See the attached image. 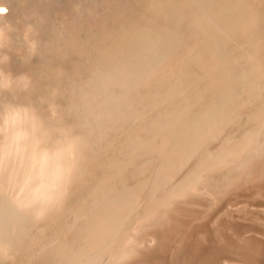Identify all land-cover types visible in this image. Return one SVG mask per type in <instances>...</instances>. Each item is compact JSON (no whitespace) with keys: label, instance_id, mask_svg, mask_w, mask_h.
<instances>
[{"label":"bare ground","instance_id":"obj_1","mask_svg":"<svg viewBox=\"0 0 264 264\" xmlns=\"http://www.w3.org/2000/svg\"><path fill=\"white\" fill-rule=\"evenodd\" d=\"M124 1L38 65L0 0V264H264V0Z\"/></svg>","mask_w":264,"mask_h":264},{"label":"rangeland","instance_id":"obj_2","mask_svg":"<svg viewBox=\"0 0 264 264\" xmlns=\"http://www.w3.org/2000/svg\"><path fill=\"white\" fill-rule=\"evenodd\" d=\"M25 1H30L31 4H34V8L29 6V16H24L21 20L23 23H26V25L27 23H34L35 25L33 27L35 29L34 36H36L34 47H37L32 51L31 58L35 60V63L38 62V65L49 63L50 60L53 59L51 48L53 46H60L63 44L66 39H69V36H72L71 32L76 37V40L84 36L86 39L85 45L91 46V36H93L92 34L95 33L99 25L97 16H109L113 14L112 10L111 12L109 11L112 7L115 11L117 10L118 13H120L121 10H123L124 13H127L126 8L129 4L124 0H115V2H107L108 0ZM76 6H78V10H75ZM14 40L11 41L13 42ZM19 41L20 39L14 41V44L18 45V48L22 47ZM74 44L75 43L71 41V45ZM7 49L11 54L10 50L12 48ZM75 50L76 49L72 50L73 52L70 51L68 53L69 56H76L77 53H74ZM14 54L17 55L15 49ZM0 64H5L4 59L0 60ZM38 102L41 103L40 100ZM251 184L252 182L241 185L242 189L238 190L237 196H233V194L230 193L227 195L226 193L224 195L222 194L223 196L221 195L222 201L229 199V203L226 208H222L223 212L219 211L217 214L219 221L236 222L230 217L234 214L232 216H235V219H237L236 216H243L246 218L245 222H254V220L250 218L257 215L259 211L263 210L259 204L263 203L264 200L262 202L259 196L249 197L246 195L248 190L244 187ZM219 204L220 203H216L211 209V212L213 210H218L220 207Z\"/></svg>","mask_w":264,"mask_h":264},{"label":"clouds","instance_id":"obj_3","mask_svg":"<svg viewBox=\"0 0 264 264\" xmlns=\"http://www.w3.org/2000/svg\"><path fill=\"white\" fill-rule=\"evenodd\" d=\"M0 9H4L3 12H0V14H3V13H6L7 12V9L6 8H0Z\"/></svg>","mask_w":264,"mask_h":264},{"label":"snow or ice","instance_id":"obj_4","mask_svg":"<svg viewBox=\"0 0 264 264\" xmlns=\"http://www.w3.org/2000/svg\"><path fill=\"white\" fill-rule=\"evenodd\" d=\"M4 11V9H0V12H3Z\"/></svg>","mask_w":264,"mask_h":264}]
</instances>
